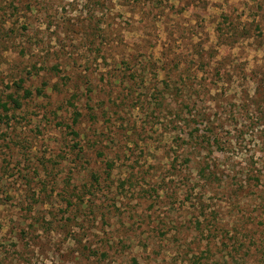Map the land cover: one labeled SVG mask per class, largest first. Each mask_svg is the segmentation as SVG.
Listing matches in <instances>:
<instances>
[{
	"label": "rangeland",
	"instance_id": "obj_1",
	"mask_svg": "<svg viewBox=\"0 0 264 264\" xmlns=\"http://www.w3.org/2000/svg\"><path fill=\"white\" fill-rule=\"evenodd\" d=\"M0 264H264V0H0Z\"/></svg>",
	"mask_w": 264,
	"mask_h": 264
},
{
	"label": "trees",
	"instance_id": "obj_2",
	"mask_svg": "<svg viewBox=\"0 0 264 264\" xmlns=\"http://www.w3.org/2000/svg\"><path fill=\"white\" fill-rule=\"evenodd\" d=\"M30 94L29 91H26L25 93V96H28ZM12 101L15 103L16 106L20 107L21 106V101L19 98H13L12 97ZM5 110H8V106H7V103L4 102L2 105H1ZM78 115H80L78 112H77ZM78 119V117L75 118V121Z\"/></svg>",
	"mask_w": 264,
	"mask_h": 264
}]
</instances>
